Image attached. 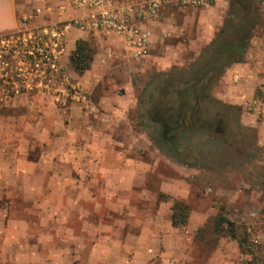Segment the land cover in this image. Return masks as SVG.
Segmentation results:
<instances>
[{"label":"rangeland","instance_id":"1","mask_svg":"<svg viewBox=\"0 0 264 264\" xmlns=\"http://www.w3.org/2000/svg\"><path fill=\"white\" fill-rule=\"evenodd\" d=\"M231 3L248 13L254 6L252 0ZM202 53L172 56L176 64L167 70L147 62L123 65L115 58L107 92L124 105L135 101L128 108L127 130L117 124L114 136L131 161L129 182L106 183L107 199L81 200L95 214H84L82 207L78 216H33L37 226L27 237L30 246L17 250L13 264H100L102 251L111 255L105 256L108 264H133V254L119 256L110 240L136 234L134 227L143 233L139 242L150 247L145 264H264V127L258 110L264 99L256 94V103L247 97L234 102L238 92L225 73L197 80L206 58ZM176 203L187 209L185 222L177 225L172 222ZM73 239L97 248L76 247ZM105 241L107 247H98Z\"/></svg>","mask_w":264,"mask_h":264},{"label":"crops","instance_id":"2","mask_svg":"<svg viewBox=\"0 0 264 264\" xmlns=\"http://www.w3.org/2000/svg\"><path fill=\"white\" fill-rule=\"evenodd\" d=\"M159 1L160 8L153 15L147 1H113L111 10L119 19L150 33L147 53L140 58H134L127 47L128 34L119 35L111 29L66 28L60 64L67 85L76 88L85 100L72 97L62 107L53 104L48 96L32 93L15 98L0 110V264L17 263L21 253L17 250L30 246L27 237L37 226L33 216H78L82 207L84 214H95L93 206L85 208L81 200L91 204L103 196L107 199L104 185L119 183L120 178L128 184L131 161L114 136L117 124H124L127 130L128 108L135 101L131 103L129 99L124 105L120 97L107 92L117 66L115 58H120L123 65L129 61L147 62L163 64L166 67L161 70H167L176 64L170 62L172 56L198 57L218 36L232 2L202 0L203 5L193 7L182 0ZM252 1L255 21L244 59L223 72L235 84L236 103L246 97L256 103V94L264 99V0ZM89 14L87 8L77 7L73 0H0V34L20 29L24 18L30 19L29 27L40 29L86 19ZM80 41L94 50L90 69L82 75L74 71L70 61ZM179 47L181 55L175 52ZM258 110L263 114L264 127V106ZM147 217L153 222L151 215ZM146 227L151 232L154 224ZM123 228L119 226L118 231ZM134 228L136 234L110 241L112 247H119V256L128 258L133 254V264H145L151 256L150 247L144 240L139 242L143 233L139 227ZM72 242L76 247L97 248L84 239ZM106 243L109 242H99L98 247L105 248ZM59 244L65 247L68 243ZM102 252L100 264L110 263V257L105 258L109 252Z\"/></svg>","mask_w":264,"mask_h":264},{"label":"built area","instance_id":"3","mask_svg":"<svg viewBox=\"0 0 264 264\" xmlns=\"http://www.w3.org/2000/svg\"><path fill=\"white\" fill-rule=\"evenodd\" d=\"M77 7L90 11L86 19H74L63 25H49L36 29L28 26L29 18L22 19L18 30L0 34V106L24 94L48 96L57 106H66L72 97L85 100L76 88L66 83L60 64L65 50V31L74 27L81 31L114 30L128 34L127 47L134 58L147 53L150 33L138 31L111 10L114 0H73ZM140 1V0H133ZM148 2V11L155 14L159 0ZM185 5L199 7L202 0H182Z\"/></svg>","mask_w":264,"mask_h":264},{"label":"trees","instance_id":"4","mask_svg":"<svg viewBox=\"0 0 264 264\" xmlns=\"http://www.w3.org/2000/svg\"><path fill=\"white\" fill-rule=\"evenodd\" d=\"M248 12L249 10L240 9L231 3L228 19L224 23L218 36L210 44V48L206 49V52H203L201 55L202 59L206 58L203 64L197 68V80L208 73L215 80L230 65L243 61L255 21V9H252L251 13ZM242 31L244 33L239 35V32ZM93 56V48L85 42H77L75 51L70 58L74 71L79 75L88 71ZM186 210L185 206L179 203L175 204L172 214L173 224L177 225L185 222ZM221 221L225 222V219H221ZM231 238L237 240L233 232ZM238 243L242 247V242L238 240Z\"/></svg>","mask_w":264,"mask_h":264}]
</instances>
